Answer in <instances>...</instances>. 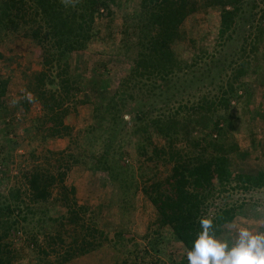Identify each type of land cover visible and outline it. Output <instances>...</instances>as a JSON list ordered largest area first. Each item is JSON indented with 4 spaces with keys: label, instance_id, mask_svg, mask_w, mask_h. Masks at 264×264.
<instances>
[{
    "label": "rangeland",
    "instance_id": "obj_1",
    "mask_svg": "<svg viewBox=\"0 0 264 264\" xmlns=\"http://www.w3.org/2000/svg\"><path fill=\"white\" fill-rule=\"evenodd\" d=\"M5 1L0 0V12ZM24 1L18 4L23 10L14 22L0 13L1 198L21 205L24 214L30 201L24 200L23 189L20 198L16 194L24 185L23 171L38 166L56 174V160L63 156V169L69 172L64 180L56 178L52 199L44 207L48 221H42L44 214L32 206L36 215L29 218L35 219L24 222L19 232L22 241H17L20 256L15 264L56 263L54 255L39 260L32 254L30 238L37 234L44 243L40 226L59 233L54 220L67 213V198L76 204L84 224L77 231L69 226L70 233L64 234L67 242L89 228L101 234L95 249L61 264H115L125 258L134 264H189L188 250L160 227L157 211L142 190L146 183L172 174L171 157L178 150L182 156L221 159L216 162L211 213L235 204L240 209L218 239L232 246L237 237L230 229L233 223L264 231L259 223L264 221V180L257 187L235 180L242 174L257 175L264 166V43H245L256 30L251 27L257 13L254 0L224 42L219 38L221 8L197 0L199 9L186 18L172 44L176 69L170 75L157 69L141 76L134 75L139 0L111 2V15L107 10L97 14L88 46L50 67L45 66L43 47L31 35L41 22L43 6L36 0ZM67 79L74 81V101L64 100L71 108L64 122L71 129L43 140L45 131L39 125L56 130L60 126L58 118L45 113L41 92H59ZM83 99L89 103L78 104ZM214 100L218 116L212 117L209 127L197 124L210 122L203 117H211ZM158 118L163 123L178 121L170 136L154 125L145 126ZM185 119H196V124ZM89 133L95 137L85 143ZM150 143L157 148L146 149ZM52 152L59 155L48 156ZM110 165L116 167L114 172L104 169ZM220 181L225 186H219Z\"/></svg>",
    "mask_w": 264,
    "mask_h": 264
},
{
    "label": "trees",
    "instance_id": "obj_2",
    "mask_svg": "<svg viewBox=\"0 0 264 264\" xmlns=\"http://www.w3.org/2000/svg\"><path fill=\"white\" fill-rule=\"evenodd\" d=\"M36 1L43 6L41 10L43 14L41 22H38L37 27L32 29L31 35L38 39L39 45L41 44L43 47L45 51L43 60L47 67L56 63V60L60 62V59H68L67 56L70 53L84 50L93 37L97 14H100L103 10H107L108 14L111 15L110 6L111 2H114V0H76L75 4H63L50 0ZM24 2V0H7L5 1V7L2 8L3 11L0 13L2 16L10 19L11 22H14L13 20L23 10V8L18 7V4H24ZM139 2L140 5L136 11V18L140 19V29L134 27L139 34L137 41L139 51L138 57L135 59L136 67L134 68V75H153L157 69H159V73L162 75H170L172 74L171 71L177 67L172 44L178 36V30L186 18L199 9L198 1L139 0ZM254 3L257 13H255L254 21L252 20L254 25L251 27H255L256 30L252 34L253 38L245 39V43L250 41V43H253V46H257L264 43V6H261L264 5V0H254ZM204 5L221 8L219 38L221 42H224L229 38V34H231L234 27H236L237 20L241 14L245 13V7L250 5V0H203ZM126 18H130L129 13L126 15ZM64 83L61 86L62 90L59 92L45 90L41 92L40 98L43 102L45 113L47 111L48 113H52L55 119L58 118L57 126H60V129L56 130L39 125L38 128L45 131L44 136H42L43 140L44 138L47 139V137L63 135L64 131L68 132L71 129L64 122V117L71 111V108L65 104L64 100L70 99L74 101V93L72 92L74 81L72 83L70 79H67ZM216 101L214 100L211 103V117L202 116L203 121L210 122L200 123L201 120H198L197 124L209 127L212 117L218 116L219 107ZM79 103L87 104L89 101L83 99ZM95 108L99 111L98 107ZM224 108L228 109V106ZM44 117L46 118V115ZM185 120L188 124L196 121V119ZM164 122L160 118L151 119V122L145 126L150 127L154 125L158 129L166 131L170 136L171 132L177 128L178 121L174 119L170 122L164 120ZM179 124L181 123L179 122ZM214 125L215 128L218 126L217 121ZM61 129L63 131H60ZM94 137L93 134L89 133L85 137V143H91ZM107 142L105 143L107 144ZM148 147L157 148L154 143H150L145 148L147 149ZM56 153H48V156L59 155V153ZM180 153L181 151L179 150L178 153H175V155H178L176 159L174 154L171 157L173 160L171 175L146 183L142 190L157 211V220L160 227L169 230V235L180 241L190 251L198 238L199 232L202 231L198 218L208 217L213 220L212 231H214L217 238L224 232V226L232 222L238 215L240 207L239 204L228 205L227 207H219L211 213L212 204L209 201L217 189L215 187L217 185L213 184L216 180L215 173L219 171V165L216 162L221 159L216 157L209 158L203 154L182 156ZM92 155H96V153H92ZM97 156L95 157L98 158ZM62 157L56 160L58 164L56 174L53 173V169L51 171L38 166L23 171L24 185L16 191V194L20 198V195H22L21 189H23L26 195L24 200L30 201L29 204L26 202L28 211H25L24 214L19 208L21 205L13 204L7 198H1L2 194L0 193V264H15L19 259L17 241H22L19 232L22 230L24 222L30 219L29 216L36 215V209L32 206H36L37 210L40 209V213L44 214L41 217L42 221L49 220V217L45 215V210L47 209L44 207L52 199V189L56 178L60 177L64 180V177L69 172V169H63V164L61 163ZM102 160H104V157L97 160L98 165L104 162ZM98 165L97 170L100 169ZM104 169H111L114 172L116 167L110 165ZM116 173L118 172L116 171ZM236 179L247 187L261 186V182L264 180V166L262 171L257 175L242 174L238 175ZM219 183L221 184L219 186H225L221 181ZM65 204L68 206L67 213L54 220L60 228L58 234L46 232V229H42L40 226L39 232L45 238L44 243L40 241L37 234L32 235V238H30L32 241L30 251L39 260L51 257V255L55 256L56 263L50 262V264L65 263L79 254H86L92 251L97 247V239H99L101 234L98 229L89 228L82 235L75 233L72 241L67 242L64 234L70 233L69 226L76 230L79 227L84 228V224H81V216L74 207L76 204L71 203L68 198ZM34 219L35 217H32L30 220L33 221ZM42 230H45V233ZM156 252H160V249H156ZM115 264L134 263H131L129 258H125L115 262Z\"/></svg>",
    "mask_w": 264,
    "mask_h": 264
},
{
    "label": "clouds",
    "instance_id": "obj_3",
    "mask_svg": "<svg viewBox=\"0 0 264 264\" xmlns=\"http://www.w3.org/2000/svg\"><path fill=\"white\" fill-rule=\"evenodd\" d=\"M198 223L202 231L187 252L189 264H264V231L233 223L230 229L237 237L230 247L228 241L216 238L212 219L200 217ZM259 223L264 227V221Z\"/></svg>",
    "mask_w": 264,
    "mask_h": 264
}]
</instances>
